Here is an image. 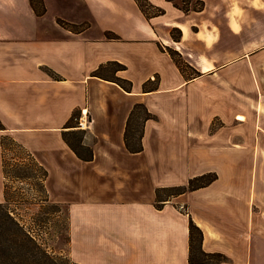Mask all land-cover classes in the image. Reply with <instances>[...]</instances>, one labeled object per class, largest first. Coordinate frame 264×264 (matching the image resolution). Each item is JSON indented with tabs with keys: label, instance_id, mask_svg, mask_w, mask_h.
<instances>
[{
	"label": "crops",
	"instance_id": "obj_1",
	"mask_svg": "<svg viewBox=\"0 0 264 264\" xmlns=\"http://www.w3.org/2000/svg\"><path fill=\"white\" fill-rule=\"evenodd\" d=\"M148 1L165 13L147 19L135 0H43L38 16L29 0H0V203L7 135L46 169L74 262L190 264L192 220L220 264H264V0H202L203 11L187 14ZM107 62L126 67L117 75L131 92L92 76ZM155 77L157 90L144 92ZM139 103L156 118L144 123L143 150L130 153L124 133ZM75 109L88 121V162L62 139ZM206 173L217 179L156 208L157 189Z\"/></svg>",
	"mask_w": 264,
	"mask_h": 264
},
{
	"label": "trees",
	"instance_id": "obj_2",
	"mask_svg": "<svg viewBox=\"0 0 264 264\" xmlns=\"http://www.w3.org/2000/svg\"><path fill=\"white\" fill-rule=\"evenodd\" d=\"M30 5L36 15L40 16L45 13V6L43 0H29ZM170 2L175 8L181 10L187 14L191 11L201 12L205 7V2L202 0H166ZM137 6L143 15L149 19L165 13L164 9L155 6L148 0H135ZM59 25L74 32H80L86 24L74 25L58 19ZM108 39H118L117 36L107 33ZM171 38L174 41L181 39V31L177 28L171 30ZM161 51L170 55L172 60L177 64L180 70L183 72L191 67L182 59L181 55L169 48L158 43ZM126 67L118 62H107L100 65L93 73L92 76L99 79L110 81L117 84L126 92H131L132 83L128 79L118 76L119 72H122ZM193 71V69H192ZM50 75L58 80L59 77L52 72ZM199 76V73H195ZM158 88V77L153 80L146 81L142 90L144 92L155 91ZM83 111L81 109H75L69 120L66 122L62 130V139L68 145V147L74 152V154L84 162L91 161L93 159V149L91 146H87L83 143L85 136V130L79 128V119L82 116ZM87 118L91 121V117L87 114ZM156 117L151 114L145 105L139 103L135 104L127 119L124 144L127 151L130 153H139L143 150L142 137L144 132V123L147 120H153ZM216 127L214 122L212 130ZM4 126L0 122V130H4ZM9 146H13L14 150H19L25 155L27 163H23L19 160V164L8 163L6 153L11 152ZM2 148V168L4 174V195L6 202L0 203V264H77L71 263V261L59 255H54L48 251L46 247L40 242L39 238L34 234L32 230H29L22 221L21 217L15 213V210L11 209V197L8 190V179L12 177L10 167L22 166L19 172L14 171V176L23 179H33L36 176L37 181L34 185L37 187L36 197L39 196V201L43 204H48L54 211H58L59 208L56 205L48 203V197L44 186V181L47 177L46 169L41 166L36 159L21 145L16 143L11 137L5 135L1 139ZM31 169L28 170L27 168ZM217 179L215 173H206L200 176L189 179L188 183L183 186L160 188L156 190V208L160 209L165 201L170 198L178 196L188 191H194L200 188H204ZM203 233L201 229L192 221L189 222V253L188 261L190 264H220L225 260V257L220 253H206L202 250Z\"/></svg>",
	"mask_w": 264,
	"mask_h": 264
},
{
	"label": "rangeland",
	"instance_id": "obj_3",
	"mask_svg": "<svg viewBox=\"0 0 264 264\" xmlns=\"http://www.w3.org/2000/svg\"><path fill=\"white\" fill-rule=\"evenodd\" d=\"M9 148H12V153H6L8 163H11V165L19 164V160H22L23 163L28 162L22 152L14 150L13 146H9ZM20 167L22 166L10 167L12 177L8 179V190L12 198L11 209L15 210V213L21 217L27 228L36 234L49 252L66 257L73 263L74 261L67 254L69 238L67 236L68 224L65 215L60 212V208L57 209L58 211H54L47 203H41L39 196L36 197L37 187L34 183L37 181L35 179L39 173L34 175L33 179L14 176V171L19 172ZM27 169L30 170L31 168L28 167Z\"/></svg>",
	"mask_w": 264,
	"mask_h": 264
},
{
	"label": "built area",
	"instance_id": "obj_4",
	"mask_svg": "<svg viewBox=\"0 0 264 264\" xmlns=\"http://www.w3.org/2000/svg\"><path fill=\"white\" fill-rule=\"evenodd\" d=\"M88 126V121L84 115L79 119V128L80 129H86Z\"/></svg>",
	"mask_w": 264,
	"mask_h": 264
}]
</instances>
